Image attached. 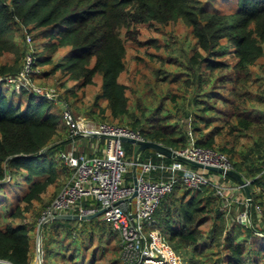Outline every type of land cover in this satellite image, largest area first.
Instances as JSON below:
<instances>
[{"label":"trees","instance_id":"1","mask_svg":"<svg viewBox=\"0 0 264 264\" xmlns=\"http://www.w3.org/2000/svg\"><path fill=\"white\" fill-rule=\"evenodd\" d=\"M221 1L0 0V58L23 54L30 34L38 41L34 66H50L40 77L60 73L65 99L77 111L138 129L147 140L175 150L194 143L225 153L234 170L251 182V225L237 219L245 203L226 206L212 186L195 189L181 180L162 199L155 218L189 264H264V227L259 228L264 219V0H235L229 10ZM176 26L183 27L181 33L172 30ZM143 27L152 35L141 38ZM18 34L22 44L16 42ZM178 34L190 44L176 55L179 44L173 37ZM128 43L145 49V55L136 54L139 64L125 82ZM20 71L0 63V78ZM4 82L0 192L19 189L18 202L5 214L12 222L0 225V264H30L31 233L46 209L35 211L34 204L62 172L71 177L58 155L74 139L51 100L25 88L7 95ZM92 87L96 92L86 101ZM123 144L131 158L137 147ZM172 161L152 149L140 156V162ZM42 238V264H58L57 256L61 263L97 264L111 251L107 264L123 262L119 231L100 216L51 220Z\"/></svg>","mask_w":264,"mask_h":264},{"label":"built area","instance_id":"2","mask_svg":"<svg viewBox=\"0 0 264 264\" xmlns=\"http://www.w3.org/2000/svg\"><path fill=\"white\" fill-rule=\"evenodd\" d=\"M33 53V50L27 53L26 63L16 77L0 78V81L15 84L20 91L32 88L31 77L39 71L34 66ZM39 95L51 101L59 100L53 92L41 91ZM62 114L73 139L93 141L90 145L93 153L88 156L75 147L59 153L58 158L72 170V174L65 187L47 206L42 218L61 214L90 215L104 210L100 217L119 231L123 264H189L188 259L171 246L155 218L162 199L173 190L178 180L195 189L212 186L226 206L237 201L246 204V198L241 200L242 187L229 179L225 172L194 168L177 158H173L171 163L139 160L138 194L129 200L135 190V154L129 158L120 138L146 140L143 133L127 126L82 121L68 108ZM105 135L110 138H104ZM176 151L203 164L234 169L229 157L219 150L192 143ZM261 173L264 174V163ZM258 210L261 212L259 206ZM237 219L241 223L252 224L246 209L238 213ZM262 227L264 219L259 225V228ZM40 254L42 259V249Z\"/></svg>","mask_w":264,"mask_h":264},{"label":"rangeland","instance_id":"3","mask_svg":"<svg viewBox=\"0 0 264 264\" xmlns=\"http://www.w3.org/2000/svg\"><path fill=\"white\" fill-rule=\"evenodd\" d=\"M226 3H227V5H226L227 9L226 10H229L230 8L235 6L236 1L235 0H226ZM219 6L220 7L224 6L222 1L219 2ZM172 30H175V31L181 33L183 30V27L181 26V28H180V27L176 26ZM142 32H143V34L141 35V38H146V37L152 35L151 33L148 32V28H146V27L142 28ZM29 38H31V40ZM167 38H168V36H167ZM173 40L175 42H178V44H179L178 47L176 46L177 48H179V49H177L178 51L176 52V55L181 53L180 52L181 47L186 46V48L188 49L189 44H190V40L184 39L183 35L178 34V36L173 37ZM20 41H21V39H20V36L18 34V36L16 37V42H18L19 44H22L23 42L22 41L20 42ZM25 42L24 43L26 45V48H25L23 54H21L19 56L16 53L4 54L0 58V63H9L11 65L13 64L16 67L19 66L22 70V68L24 67V65L26 63L27 53L30 50L36 51V43L38 41L35 43L32 39V36L30 34H27ZM128 47H129L128 71H127V73H125L121 77V80L125 81V82H129L128 79H129L130 74L133 75L137 65L139 64V62L137 63L136 54L145 55V49L137 50L135 47H132L130 43H128ZM150 50L154 51L155 49L150 47ZM142 63H145V61H143ZM147 63H149V62H147ZM43 68L49 69L50 66L47 65V66L39 67L38 68L39 71H37V73H35L31 77L32 88L26 89V90H28V91L32 90V91L36 92L37 94H39L41 91L45 92V93L46 92L56 93L59 97V100L58 101H52L54 104L53 105L54 111L59 110L61 113H63L64 109L68 108L76 115V117L81 118L82 121L92 120L95 122H99V120L91 118L88 114L85 113L84 110L80 111V112L77 111L75 109V106H71L69 104V102L65 99V96L63 94L64 88H62V86L60 87L61 82H63V80H64V77H62L60 73L53 74L50 76L40 77V74L43 71ZM14 85L15 84H9V83L4 82L3 87L5 89V94L13 95L14 94L13 92H15L17 95L20 92V90L17 89ZM95 92H96L95 87L90 88L87 91L86 101H89L90 100L89 98H92L93 95L95 94ZM101 123H103V122H101ZM108 124H110V123H108ZM112 125H115V124H112ZM124 147L126 149L125 144H124ZM58 168H60L59 172H61L62 166L59 165ZM69 179H70V176H68V175H66V173L62 172L60 174V176L58 177L57 183L53 184L49 187L48 191L43 195L42 201L35 202L33 209L36 211V210L42 209V207H43V209L47 208V206L53 202V200L57 197V195L60 193V191L65 187V185L68 183ZM18 189L19 188H17V187L13 188V187L9 186V187L4 188L0 192V225L1 226L2 225L5 226V224H7V222H12L11 220L6 219L5 214L13 204L18 202L14 198L15 192ZM4 194L6 197L3 200H1V196ZM31 214H32L31 212L28 213V217H27V218H29L28 220H32ZM31 238L34 241V248L32 250V257H31V263L30 264H42L43 258L41 259L39 247L41 246L40 248L42 249V252H43V241H42L43 238L39 239L38 229H37V231H34L31 233ZM111 252H109L108 255H106V257L104 259H101L100 262L97 264H107V262L114 257V253H111ZM55 259H56V262H58V264H72L70 261H67V263H64V262L61 263L62 259L59 256L55 257ZM122 264H123V262H122Z\"/></svg>","mask_w":264,"mask_h":264},{"label":"water","instance_id":"4","mask_svg":"<svg viewBox=\"0 0 264 264\" xmlns=\"http://www.w3.org/2000/svg\"><path fill=\"white\" fill-rule=\"evenodd\" d=\"M103 137L104 138H110V136H108V135H105ZM120 139L124 142H130L137 147V150H136L135 156H134V167H133L134 189L135 190H134L132 197H130L129 200H132L138 194L137 171H138V164H139L140 156L146 149H152L156 153H160V154H162L166 157H169V158H177L179 160L188 162V163H190V164H192L198 168H201V169H207L210 171H217L220 173L225 172L228 176H230L231 178L236 180L237 183L244 190L245 198H246V212H247L248 217L251 219V211H252V203H253V195H252V191H251V187H250L251 182L244 179V177L240 173H238L236 170H234V169L225 170L223 168H219L216 166L207 165V164H203V163L198 162V161L191 160L185 156H182L175 149L168 147L162 143L153 141V140H147V139L146 140H136L134 138H128V137H121ZM103 212H104V210H100L99 212H97L95 214H90V215L61 214V215H57L54 217L47 216L45 218H42L39 225H38L39 239L42 238V230H43L44 224L51 221V220H54V219L90 220V219H93L97 216H100ZM39 250L41 252V248Z\"/></svg>","mask_w":264,"mask_h":264},{"label":"crops","instance_id":"5","mask_svg":"<svg viewBox=\"0 0 264 264\" xmlns=\"http://www.w3.org/2000/svg\"><path fill=\"white\" fill-rule=\"evenodd\" d=\"M85 142V143H84ZM93 141L87 140V139H78V140H73L71 143L68 145L67 149L71 148H77L80 152H83L84 154L92 155L93 150L91 148V144ZM241 194V193H240Z\"/></svg>","mask_w":264,"mask_h":264}]
</instances>
